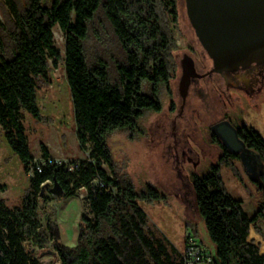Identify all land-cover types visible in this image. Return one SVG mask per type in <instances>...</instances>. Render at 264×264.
I'll return each mask as SVG.
<instances>
[{"label":"trees","instance_id":"trees-1","mask_svg":"<svg viewBox=\"0 0 264 264\" xmlns=\"http://www.w3.org/2000/svg\"><path fill=\"white\" fill-rule=\"evenodd\" d=\"M0 6V127L25 172L34 167L18 206L7 208L0 198V264H39L36 257L44 253L54 254L60 264H181L178 250L149 226L139 205L163 195L151 186L136 190L118 174L107 145L110 132H140L144 114L162 108L160 93L169 91L177 68L171 26L177 21L176 0H0ZM54 26L64 33L75 131L87 156L55 161L41 144L44 163L37 171L22 114L43 119L36 101L38 84L45 82L49 60L55 66L60 59ZM237 133L251 159L264 165L260 134L243 124ZM212 141L222 161L242 180L232 162L238 154L218 137ZM259 173L262 200L251 216L225 189L218 165L192 176L197 213L215 244L212 264H264L259 245L248 240L250 228L260 234L257 222L264 224V168ZM54 182L60 196L50 190ZM46 188L55 199L87 191L90 216L80 215L72 246L60 242L51 216L41 223L39 197Z\"/></svg>","mask_w":264,"mask_h":264},{"label":"rangeland","instance_id":"rangeland-1","mask_svg":"<svg viewBox=\"0 0 264 264\" xmlns=\"http://www.w3.org/2000/svg\"><path fill=\"white\" fill-rule=\"evenodd\" d=\"M176 10L177 21H172L171 26L177 45V68L172 74L169 91L162 90L160 93L161 110L144 114L140 120V132L132 135L124 130L110 132L107 145L118 174L129 179L136 190L151 186L163 195L159 201L139 202L148 217L149 226L178 251L182 247L184 235L190 232L214 256L215 244L197 213L190 186L191 178L218 165L227 192L241 200L248 215L256 211L262 200L257 189L260 173L252 165V156L249 154L244 157L242 153L232 159L242 180L222 161L220 149L210 136L211 132L215 133L218 123L211 114L216 111L215 115L219 118L224 113L221 122L232 127L243 124L256 130L264 139V58L202 79L192 77L183 99L179 92V81L184 57L189 56L198 62L199 71L210 69L212 61L190 24L185 0H176ZM3 18L0 6V21ZM52 32L60 59L55 66L49 60L45 82L38 84L36 101L43 119L38 121L25 111L22 114L29 150L38 163L41 162V144L60 162L86 156L78 146L71 95L65 77L64 33L58 26H54ZM87 45L90 46V41ZM235 72L243 76L238 78ZM209 82L214 84L218 92V101L212 104L207 102L206 97ZM216 137L221 140L218 134ZM102 168L107 175L112 176L105 165ZM28 180L22 162L10 149L0 127V198L7 208L20 204ZM50 196L46 188L39 197L41 223L44 226L45 216H51L58 226L60 242L72 246L77 237L79 217L81 214L90 216L89 209L80 194L62 199ZM43 197L49 200L44 203ZM257 226L261 237L255 235L257 232L254 228H250L249 236L263 252L264 224L258 221ZM36 258L39 264H60L52 253H44Z\"/></svg>","mask_w":264,"mask_h":264},{"label":"water","instance_id":"water-1","mask_svg":"<svg viewBox=\"0 0 264 264\" xmlns=\"http://www.w3.org/2000/svg\"><path fill=\"white\" fill-rule=\"evenodd\" d=\"M185 6L195 35L212 61L210 72L264 58V0H185ZM192 77L201 74L195 71L192 58L185 56L179 81L182 98ZM215 134L231 152L243 149L234 127L218 123ZM255 168L260 171L258 166ZM50 190L58 196L61 194L56 182Z\"/></svg>","mask_w":264,"mask_h":264},{"label":"built area","instance_id":"built-area-1","mask_svg":"<svg viewBox=\"0 0 264 264\" xmlns=\"http://www.w3.org/2000/svg\"><path fill=\"white\" fill-rule=\"evenodd\" d=\"M34 163H35V169L37 171H40V164H43L44 162L41 159L40 163H38L36 160H34ZM33 169L34 167L30 166L29 170L26 172L29 177L33 175ZM69 169H72V167H69ZM97 181L98 180L95 179L93 185L97 184ZM78 194H80V197L85 202L87 191L85 189H81L78 192ZM178 252H179V260L181 264H212L213 263L214 256L212 255V253L208 251L201 243H199V241L196 240L195 236L190 232L184 235L182 247Z\"/></svg>","mask_w":264,"mask_h":264},{"label":"flooded vegetation","instance_id":"flooded-vegetation-1","mask_svg":"<svg viewBox=\"0 0 264 264\" xmlns=\"http://www.w3.org/2000/svg\"><path fill=\"white\" fill-rule=\"evenodd\" d=\"M251 63V62H250ZM246 64H249V63H246ZM246 64H241V65H238V66H236V67H233V68H229V70H231V69H233V70H235V69H237V68H239V67H241V66H244V65H246ZM193 66H194V69H195V71L198 73V74H201V77H196V78H204V77H207V76H210L211 74H219L220 72L219 71H223V70H226V69H222V70H218V71H212V72H210V69H208V70H206V71H199L200 69H199V66H198V62H194L193 61ZM235 75H237L238 76V78H241L243 75H238V73L237 72H235ZM245 75V74H244ZM236 77V76H235ZM207 98H208V101L207 102H209L210 104H212L213 102H217L218 101V92L216 91V89H215V86H214V84L212 83V82H209V85H208V87H207ZM187 94V93H186ZM186 96V95H185ZM185 98V97H184ZM183 98V99H184ZM217 112L216 111H214L212 114H211V117L214 119V120H218V123H221V121H222V119L225 117V114L224 113H222L221 115H220V117L219 118H217L216 117V114ZM217 123V124H218ZM238 126V125H237ZM237 126L236 127H234V129L236 130V133H237ZM211 139H217V137H216V134L214 133V132H211ZM237 137H238V139L243 143V141H242V139L239 137V135H238V133H237ZM243 152H245V153H243ZM244 154V157H246V154H249V155H251V153L246 149V147H245V145H244V143H243V149L241 150V151H239L237 154H238V156H240L241 154ZM253 161V163H252V165L255 167V166H258L259 167V169L260 170H262L263 168H264V166H263V164H261V163H257V162H255L254 160H252Z\"/></svg>","mask_w":264,"mask_h":264},{"label":"crops","instance_id":"crops-1","mask_svg":"<svg viewBox=\"0 0 264 264\" xmlns=\"http://www.w3.org/2000/svg\"><path fill=\"white\" fill-rule=\"evenodd\" d=\"M50 155V154H49ZM50 158L51 159H53V160H55V161H58L59 159H55V158H53V156L52 155H50ZM252 228V227H251ZM260 234H261V231H260ZM259 233H257V234H255L257 237H261V235H260ZM250 235V234H249ZM249 237V236H248ZM252 238V237H251ZM253 238H255V236H253ZM261 253H264V252H261Z\"/></svg>","mask_w":264,"mask_h":264}]
</instances>
